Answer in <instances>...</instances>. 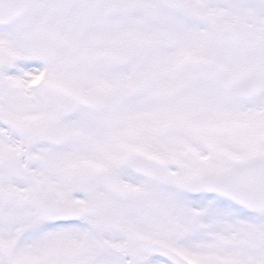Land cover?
Here are the masks:
<instances>
[{"label": "snow or ice", "instance_id": "1", "mask_svg": "<svg viewBox=\"0 0 264 264\" xmlns=\"http://www.w3.org/2000/svg\"><path fill=\"white\" fill-rule=\"evenodd\" d=\"M0 264H264V0H0Z\"/></svg>", "mask_w": 264, "mask_h": 264}]
</instances>
